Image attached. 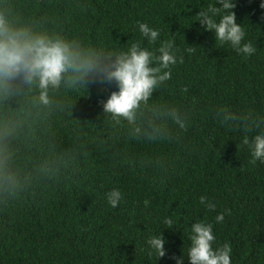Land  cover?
Segmentation results:
<instances>
[{"label": "trees", "instance_id": "1", "mask_svg": "<svg viewBox=\"0 0 264 264\" xmlns=\"http://www.w3.org/2000/svg\"><path fill=\"white\" fill-rule=\"evenodd\" d=\"M209 2L0 0L14 25L81 48L126 46L141 39L144 22L174 38L182 56L132 122L103 111L115 84L62 82L49 88L47 105L23 79L0 92V264H174L192 219L213 223L231 264H264V163L241 145L242 127L223 126L229 112L220 107L264 118V8L234 0L236 21L257 49L244 58L193 21ZM113 188L123 195L115 209L105 199ZM200 195L216 208L204 209ZM164 217L176 227L163 228ZM161 230L166 254L156 260L145 240Z\"/></svg>", "mask_w": 264, "mask_h": 264}, {"label": "clouds", "instance_id": "2", "mask_svg": "<svg viewBox=\"0 0 264 264\" xmlns=\"http://www.w3.org/2000/svg\"><path fill=\"white\" fill-rule=\"evenodd\" d=\"M234 0H211L198 7L193 21H198L205 30L211 31L215 43L227 45L238 55L247 58L256 53V47L246 39V29L237 23L233 11ZM264 8V0H260ZM192 21V22H193ZM191 22V23H192ZM190 23V24H191ZM141 39L125 45L112 47L104 53L93 48H81L59 36L45 32H33L22 25H14L5 15L0 14V92L8 93L14 81L33 84L40 90L38 101L47 105L49 88H58L62 82L87 80L102 89L115 84L102 101L103 111L113 117H124L129 122L135 118L136 109L142 102H147L152 93L171 79L172 69L182 56L174 38L162 39L158 28L149 24L138 23ZM143 41L147 42V47ZM152 45H156L152 48ZM191 53L192 47L184 49ZM222 110L229 112L222 124L225 128L236 131L243 128L240 143L246 148L251 161L264 163V118H248L231 112L225 106ZM172 115L181 131L188 122L180 119L173 109ZM255 128L256 131H252ZM107 204L115 209L123 200L120 189L113 188L105 194ZM145 206L148 201H144ZM199 204L207 211L216 208L214 200L206 195L199 196ZM218 212L214 221L224 220L225 213ZM187 228V245L183 244L181 255H172L174 264H231V248L227 243L216 244L213 223L206 219H192ZM163 228L176 227L169 217H164ZM162 228V229H163ZM166 240L162 230L149 234L145 240L150 256L156 260L164 257Z\"/></svg>", "mask_w": 264, "mask_h": 264}]
</instances>
